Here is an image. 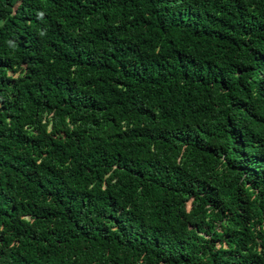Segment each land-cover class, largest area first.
<instances>
[{
    "label": "trees",
    "instance_id": "obj_1",
    "mask_svg": "<svg viewBox=\"0 0 264 264\" xmlns=\"http://www.w3.org/2000/svg\"><path fill=\"white\" fill-rule=\"evenodd\" d=\"M0 264H264V0H0Z\"/></svg>",
    "mask_w": 264,
    "mask_h": 264
}]
</instances>
